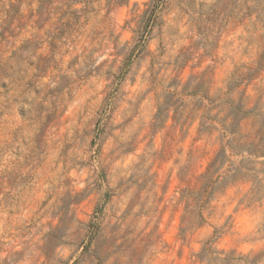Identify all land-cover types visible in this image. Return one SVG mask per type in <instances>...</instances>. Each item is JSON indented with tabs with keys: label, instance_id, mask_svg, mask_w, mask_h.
I'll list each match as a JSON object with an SVG mask.
<instances>
[{
	"label": "clouds",
	"instance_id": "clouds-1",
	"mask_svg": "<svg viewBox=\"0 0 264 264\" xmlns=\"http://www.w3.org/2000/svg\"><path fill=\"white\" fill-rule=\"evenodd\" d=\"M0 264H264V0H0Z\"/></svg>",
	"mask_w": 264,
	"mask_h": 264
}]
</instances>
